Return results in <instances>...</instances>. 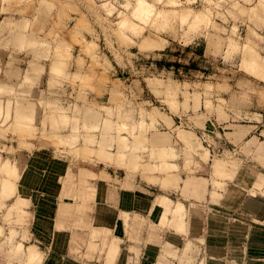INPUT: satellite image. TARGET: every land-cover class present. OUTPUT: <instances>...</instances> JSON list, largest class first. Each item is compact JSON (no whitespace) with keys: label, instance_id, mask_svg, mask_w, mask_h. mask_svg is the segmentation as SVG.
I'll return each mask as SVG.
<instances>
[{"label":"rangeland","instance_id":"obj_1","mask_svg":"<svg viewBox=\"0 0 264 264\" xmlns=\"http://www.w3.org/2000/svg\"><path fill=\"white\" fill-rule=\"evenodd\" d=\"M263 156L264 0H0V264H264Z\"/></svg>","mask_w":264,"mask_h":264},{"label":"crops","instance_id":"obj_2","mask_svg":"<svg viewBox=\"0 0 264 264\" xmlns=\"http://www.w3.org/2000/svg\"><path fill=\"white\" fill-rule=\"evenodd\" d=\"M263 160H264V156H263ZM249 213L250 212L245 208V209H243L242 215H243V217L246 216V218H247L250 216ZM257 214L259 216V215H263L264 213H262L261 210L259 209ZM63 216H64V214H63ZM249 226L252 227L253 225H249ZM37 246L38 245H36L35 247H37ZM44 247H45V245H44ZM232 247H233L232 248L233 251H235V252H233L232 255L228 254V252H227L226 255L228 254L229 256H231V258H228V260H224V262H226V264L227 263L229 264V263H233V262L244 261L245 259H243V257L241 259H237V257H239V255L237 253L240 250L238 244H235ZM69 252H70V249H69L68 245H66V250L63 253H59V254H55V255H45L43 262L45 264H105L107 262L105 260L106 259L105 256H101L100 258L98 256H94L92 258H86L84 256H78L75 254H70ZM115 254H116V249H115ZM115 254H113V257H112V259L115 258V260H113L114 262H111L112 264H118V263H126V264H143V263H145V264H149V263H152L154 261V259H152L151 257L143 256V255H141L139 257L138 256H125L124 257L121 255L115 257L116 256ZM258 254H260V251ZM241 256H243V254H241ZM210 260H211L210 261L211 263L222 261L221 259H217V256H215V258H214V256L210 257ZM254 261H259V262L264 263V257L262 259H255ZM249 262H250V260H249Z\"/></svg>","mask_w":264,"mask_h":264},{"label":"bare ground","instance_id":"obj_3","mask_svg":"<svg viewBox=\"0 0 264 264\" xmlns=\"http://www.w3.org/2000/svg\"><path fill=\"white\" fill-rule=\"evenodd\" d=\"M255 6V5H254ZM256 6H257V4H256ZM244 130H246V129H244ZM95 191V190H94ZM158 195V194H157ZM157 197V196H156ZM167 198V197H166ZM165 198V196L163 197V196H161V197H158L156 200H155V202H154V207H155V209H158V208H160V209H162L161 210V216H165V215H168V214H170V215H172L171 217H172V219H175L176 221H178V222H180V219H181V217L183 216L182 214H184L183 213V210H184V206L182 207V205H177L176 207H175V203H174V206L171 208L170 207V205L169 204H171L170 202H169V200H168V198L166 199ZM169 202V203H168ZM151 203H153V202H151ZM152 206V205H151ZM23 207V206H22ZM24 208V207H23ZM150 212V211H149ZM169 216V215H168ZM168 219V218H167ZM170 221V220H169ZM173 221V220H172ZM171 221V222H172ZM125 222H126V220H125ZM165 223V222H164ZM167 224V223H166ZM122 225H123V223H122ZM186 227V226H185ZM184 231H185V228H184ZM116 238V237H115ZM166 244H164V246H165ZM167 245H168V243H167ZM31 250H33L34 251V253H37V254H39L37 251H35L33 248H35L34 246H31V247H29ZM115 247H113L111 250H110V252H109V255H111V258H110V260L108 259V261H111V259H112V257H113V254H115V249H114ZM168 248V247H167ZM166 249V247L164 248V250H163V254L165 253L164 251H167V250H165ZM31 250H30V252H31ZM170 252H171V250H169ZM167 252V253H170V252ZM174 253V251L172 252V254ZM33 254V253H32ZM32 254H30V255H32ZM33 255H35V254H33ZM166 255V254H165ZM169 256V255H168ZM175 256H176V254H175ZM180 257V256H179ZM36 258V257H35ZM42 258V257H41ZM40 258V259H41ZM171 258V257H170ZM174 258V257H173ZM176 259V258H175ZM180 259V258H179ZM181 262H182V260H181Z\"/></svg>","mask_w":264,"mask_h":264}]
</instances>
